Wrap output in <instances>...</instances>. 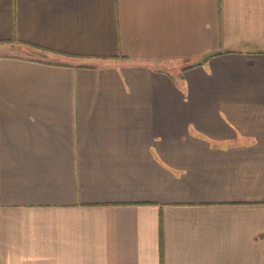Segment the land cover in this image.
<instances>
[{
    "label": "crops",
    "instance_id": "obj_1",
    "mask_svg": "<svg viewBox=\"0 0 264 264\" xmlns=\"http://www.w3.org/2000/svg\"><path fill=\"white\" fill-rule=\"evenodd\" d=\"M0 264H264V0H0Z\"/></svg>",
    "mask_w": 264,
    "mask_h": 264
},
{
    "label": "trees",
    "instance_id": "obj_2",
    "mask_svg": "<svg viewBox=\"0 0 264 264\" xmlns=\"http://www.w3.org/2000/svg\"><path fill=\"white\" fill-rule=\"evenodd\" d=\"M214 55H215V54H211V55L205 57L203 60H207L209 57H212V56H214ZM198 64H199V63H198ZM161 253L163 254V243H162V240H161Z\"/></svg>",
    "mask_w": 264,
    "mask_h": 264
},
{
    "label": "rangeland",
    "instance_id": "obj_3",
    "mask_svg": "<svg viewBox=\"0 0 264 264\" xmlns=\"http://www.w3.org/2000/svg\"><path fill=\"white\" fill-rule=\"evenodd\" d=\"M41 53V52H40ZM38 54V53H37ZM39 55V54H38Z\"/></svg>",
    "mask_w": 264,
    "mask_h": 264
}]
</instances>
